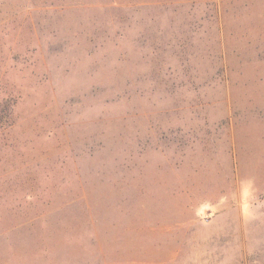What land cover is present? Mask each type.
Returning <instances> with one entry per match:
<instances>
[{
    "label": "rangeland",
    "instance_id": "obj_1",
    "mask_svg": "<svg viewBox=\"0 0 264 264\" xmlns=\"http://www.w3.org/2000/svg\"><path fill=\"white\" fill-rule=\"evenodd\" d=\"M0 264H264V0H0Z\"/></svg>",
    "mask_w": 264,
    "mask_h": 264
},
{
    "label": "crops",
    "instance_id": "obj_2",
    "mask_svg": "<svg viewBox=\"0 0 264 264\" xmlns=\"http://www.w3.org/2000/svg\"><path fill=\"white\" fill-rule=\"evenodd\" d=\"M174 1H205V0H174Z\"/></svg>",
    "mask_w": 264,
    "mask_h": 264
}]
</instances>
